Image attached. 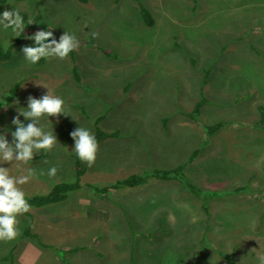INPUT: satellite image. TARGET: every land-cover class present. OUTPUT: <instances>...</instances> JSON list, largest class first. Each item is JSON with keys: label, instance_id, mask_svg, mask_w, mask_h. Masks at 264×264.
<instances>
[{"label": "rangeland", "instance_id": "1", "mask_svg": "<svg viewBox=\"0 0 264 264\" xmlns=\"http://www.w3.org/2000/svg\"><path fill=\"white\" fill-rule=\"evenodd\" d=\"M244 1L201 0V8L195 0L47 2L42 18L49 29L59 37L66 31L74 34L81 45L65 59L42 58L36 64L22 52L25 46H36L29 39L35 33L24 35L10 49V57L0 62V134L11 143L17 109L27 108L30 95L40 98L48 89L63 98L67 116L41 118V126L58 140L51 151L40 150L27 164L0 166L10 167L14 176L34 168L35 177L20 187L26 196L46 194L58 182L73 181L77 156L73 130L84 127L94 134L98 127L108 129L106 133L117 128L120 134L99 144L91 167L82 161L85 172L78 191L62 203L17 217L20 234L11 241L0 240V264H8L2 260L10 252L16 258L13 264H20L18 259L27 254L60 264L52 247L63 241L64 249H73L68 253L72 262L94 264V258L105 264L113 260L104 250L109 254L121 250L126 258L128 247L121 243L135 241L140 251L148 247L146 239L155 236L159 251L168 256H155L154 264L159 260L219 264L220 252L231 254L230 264H260L264 259V128L257 127V120L258 108H264V68L246 62L243 48L253 49V60H257L255 53L264 59V8L244 6ZM248 1L254 5L256 0ZM35 2L9 1L0 5V14L23 11L28 22L37 12ZM141 7L155 20L151 29L145 25ZM228 15L235 21H226ZM19 33L0 25L4 51L16 44ZM13 87L15 97L10 93ZM201 100L203 105L191 117ZM20 120L30 122L23 116ZM218 122L222 125L211 136L198 124ZM127 145L125 156L121 155L119 146ZM197 149L184 175L198 194L179 182L153 185L151 181L146 186L110 190V199L95 195V187L109 186L132 172L185 165ZM52 167L57 173L49 177ZM145 210L157 215L147 217ZM125 216L134 224L133 230L141 231L131 234ZM26 229L30 235L23 237ZM154 247L133 255L135 264H148L147 258L156 253ZM179 256L186 261L179 262ZM132 263L121 259L112 264Z\"/></svg>", "mask_w": 264, "mask_h": 264}, {"label": "clouds", "instance_id": "2", "mask_svg": "<svg viewBox=\"0 0 264 264\" xmlns=\"http://www.w3.org/2000/svg\"><path fill=\"white\" fill-rule=\"evenodd\" d=\"M28 24L33 22L29 20ZM0 25L4 29L12 28L13 32H23L25 28L23 17L14 9L0 14ZM29 39L34 40L36 46H25L22 52L31 64L38 63L42 58L65 59L79 48L77 37L67 31L59 37V41L54 37L53 31L45 30L35 32ZM64 104L63 98L53 95L49 89L40 98L30 95L27 98V108H18V114L12 120L15 125V131L11 133L12 142L8 141L6 135L0 134V165H12L14 162L27 164L40 150L51 151L58 142L57 137L53 131H46L40 121L44 116H67ZM21 116L30 122H21ZM70 135L75 142L76 155L91 167L99 151L96 136L84 127L76 128ZM56 173L57 168L52 167L47 175L54 177ZM40 174L44 175L43 172ZM35 175L36 170L31 167L27 169V174L14 176L10 174V167L0 166V240L11 241L20 234L17 217L29 212L32 207L20 185L28 183ZM260 264H264V259H261Z\"/></svg>", "mask_w": 264, "mask_h": 264}, {"label": "trees", "instance_id": "3", "mask_svg": "<svg viewBox=\"0 0 264 264\" xmlns=\"http://www.w3.org/2000/svg\"><path fill=\"white\" fill-rule=\"evenodd\" d=\"M9 1L23 2L24 0H0V5H5ZM48 1L60 2L63 0H36L35 7H36L37 12L34 15V18L31 19L33 24H30V25L28 24L26 20L27 17L23 15L25 12L22 11L21 13H19L23 17V20H24V27H25L24 31L19 33L18 38H16V44L11 45L9 47V50L4 51L2 48V44H0V62L5 61L10 57L11 55L10 49L12 50L18 44L19 40L24 37V35L34 34L35 32L39 30L52 31L49 29L48 25L43 21V18H42L43 11H45L46 4ZM78 1L82 4H85L88 0H78ZM196 4H197V1H196ZM141 15L143 17L145 25L151 29L155 25V20L153 16L151 15V13L146 8L141 7ZM53 35L57 39V41H59V36H57L55 32H53ZM16 87H13L10 91L13 97L16 96ZM203 102L204 100H201L195 105L192 113L190 114L191 117H195L197 115L200 107L203 105ZM258 110H259V119L257 120V127L264 128V108L259 107ZM198 124H200L199 126L202 127L204 134H207L209 136L216 133L217 130L222 125L221 122H218L214 125H206L205 123H198ZM94 135L96 136L98 144H100L106 139L117 137L119 135V131L106 133V132H103L101 129L96 128V131H94ZM198 152H199V149L192 152L187 158L185 165H180L173 169H167V170H157L156 169L150 172L131 174L128 177L118 180L109 186L100 187V188L95 187L94 190L98 196L103 197V196H107L110 190L114 192V191H118L123 188H132V187L142 186V185H146L150 179H155V180L164 181V182L177 181L180 184H183L185 189L188 192L198 194L199 189L196 188L193 184H191L184 175L185 166L192 162V160L195 158ZM84 172H85V167L82 161L78 158V156H76L75 161H74V177L72 179L73 181L70 180V181L58 182L54 184L46 194L26 196V199H28L29 203L32 205L31 210L39 209L41 207L51 205V204H57L59 202L66 200L69 193L80 189L79 181L82 175L84 174ZM240 189L241 188H239V191H241ZM30 215L31 214L29 211L27 213L22 214L21 217H27ZM29 235L30 233L28 229H26V231L22 234L23 237H26ZM219 255L223 259L228 260V257L231 254L220 252ZM5 258L8 260L9 264H12L11 262H9L12 259V252H10V254Z\"/></svg>", "mask_w": 264, "mask_h": 264}, {"label": "crops", "instance_id": "4", "mask_svg": "<svg viewBox=\"0 0 264 264\" xmlns=\"http://www.w3.org/2000/svg\"><path fill=\"white\" fill-rule=\"evenodd\" d=\"M197 1V4L199 5V7L201 8V4H200V2H201V0H196ZM181 2V1H180ZM238 4V2L236 3V5ZM244 6H250V7H257V8H264V0H256L255 1V4L254 5H252L251 4V2H249L248 0H246V1H244L243 3H242ZM254 16H256L257 14H258V12L256 11V10H254ZM257 13V14H256ZM226 21H235V19H233L232 18V16H230L229 17V15L227 16V20ZM236 22H237V20H236ZM257 22H260V21H257ZM226 36H227V34H225ZM243 50L244 51H246V53L245 54H243L244 55V60L246 61V62H252L253 63V65H255V66H257V67H260V68H264V66H263V63H264V59H260L259 57H257L256 55H257V53H255V58H257V60H253L252 59V56H251V54H253V49H249V48H243ZM248 54H249V56H248ZM235 61H237V60H235ZM244 70V69H243ZM170 79V78H169ZM99 128V127H98ZM100 129V128H99ZM103 129V128H102ZM105 130H108V129H106V128H104ZM103 129V130H104ZM104 130V131H105ZM112 130H115V131H118V129L116 128V129H112ZM103 131V132H104ZM119 134H120V132H119ZM118 137V136H117ZM117 137H115V138H110V139H117ZM106 140H108V139H106ZM119 147H121L122 148V153H121V155H124L125 156V154H123V151L125 150V149H127V148H129V145H127V146H119ZM131 147V146H130ZM127 156V155H126ZM135 173H141V172H138V171H135V172H132V173H130V174H128V176L129 175H131V174H135ZM128 176H126V177H128ZM125 177V178H126ZM124 179V178H123ZM151 181H155V182H153V185H156L158 182H156V181H159V180H155V179H150L149 180V182L148 183H150ZM159 182H161V181H159ZM167 183L168 182H175V183H178L177 181H166ZM147 183V184H148ZM146 184V185H147ZM179 184V183H178ZM146 185H144V186H146ZM162 185V184H161ZM143 186V185H142ZM140 187V186H139ZM153 187H155V186H153ZM122 190V189H121ZM78 191V190H77ZM74 192V191H73ZM95 195H96V193H95ZM97 197H101V196H98V195H96ZM111 196H112V194H110L109 195V193H108V196H103V197H101V198H103V199H110L111 198ZM68 197V196H67ZM65 201V200H64ZM63 202V201H62ZM61 202V203H62ZM60 203V202H59ZM59 203H57V204H59ZM56 204V205H57ZM122 206V205H121ZM122 208L125 210V207L124 206H122ZM42 209V208H41ZM127 210V209H126ZM126 210H125V214L126 215H128V212H126ZM31 212H32V210H30V214H31ZM144 214L147 216V217H149V216H153V215H157L153 210H150V211H147V210H145V212H144ZM125 219L127 220L126 221V224H128L127 225V228H128V230L130 231V233L131 234H133L134 232L136 233V231H139L140 229H137V230H133L132 228H131V226H133L134 224H132L131 223V221H130V219H128V218H126V216H125ZM146 220H149V218H146ZM146 220H144V219H142V220H140V222L141 223H143V224H145V225H147L148 224V222L149 221H146ZM33 223V222H32ZM43 224H46V223H43ZM151 227V226H150ZM149 227V228H150ZM158 227H156V229H157ZM26 231V230H25ZM141 231V230H140ZM139 231V232H140ZM151 231H153V230H151ZM141 236H143V237H146L145 236V234H142ZM148 236H152V235H150V234H148ZM155 241H159V238L158 237H150V238H147L146 239V244L148 245V247L145 249L143 246H142V248H141V250L139 251L138 250V246L139 245H137V243L134 241V242H130L129 244H128V242L127 243H125L124 244V242L123 243H121L120 244V246L121 247H128V254H127V260L128 261H126V258L123 256V254H122V251L120 250V251H118V253H117V251H114L113 252V254H112V250H111V252H110V254H109V252H107V251H105L104 250V253L105 254H107V256H111V260H113L112 262H107V261H105V262H107V263H105V264H112L113 262H120V260L121 259H125V262H130V260L133 262L132 264H135V261H134V256L133 255H137V253L139 254V253H147V252H149L150 250L148 249V248H151L152 246H156V247H154V249L156 250V253H153V258L152 259H150L149 257L147 258V261H148V264H154V259H155V256H158L160 259L161 258H163V257H166V256H168V254H165L164 255V253H163V250L162 251H159V244H158V242H155ZM64 244V241L63 242H61V243H59V244H57L58 246H56L55 245V247H52V248H54V250H55V252L56 253H58L57 255H59V257H60V260H61V263L60 264H80V263H77L75 260H73V262H72V259L71 258H69L68 256V253H70V252H72L73 251V249H64V247H66V246H64L63 245ZM142 244V243H141ZM143 245V244H142ZM179 245H181L180 243H179ZM40 246H42L43 248H48V247H44L42 244H40ZM49 248H50V246H49ZM67 248H68V246H67ZM71 248H73V247H71ZM154 249H151V250H154ZM29 252V249H27L26 251H25V253H28ZM24 253V254H25ZM159 253H161V254H159ZM23 254V255H24ZM120 254H122V255H120ZM114 255V256H113ZM164 255V256H163ZM8 256V255H7ZM7 256H5V257H7ZM42 256V255H41ZM122 256L124 257V258H122ZM4 257V259L2 260V261H6V262H8V260L6 259ZM6 259V260H5ZM38 259H40L39 261H40V264H48V262H52V260L51 259H49V258H47V257H45V256H42V257H39V256H31V255H24V256H22L21 258H19L18 259V261H19V263L20 264H36L37 263V261H38ZM218 259H220L221 261H219L218 263L219 264H229L230 262L229 261H227V260H225V259H223L221 256H220V258H218ZM16 261V258L12 255V259H11V261H9V262H11L12 264L14 263ZM93 263L94 264H104V263H102V260L101 261H97L96 259H94L93 258ZM184 261H186L185 259H184V256H179V262H184ZM162 261L161 260H159V264H163V262L161 263ZM175 262V261H174ZM137 264H143V263H141L140 261H137L136 262ZM186 263V262H185ZM9 264V263H8Z\"/></svg>", "mask_w": 264, "mask_h": 264}]
</instances>
